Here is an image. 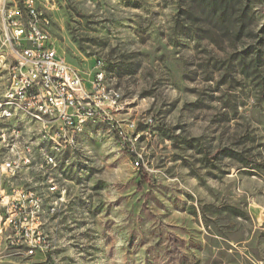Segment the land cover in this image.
Here are the masks:
<instances>
[{
  "label": "clouds",
  "instance_id": "obj_1",
  "mask_svg": "<svg viewBox=\"0 0 264 264\" xmlns=\"http://www.w3.org/2000/svg\"><path fill=\"white\" fill-rule=\"evenodd\" d=\"M158 2L159 0H144L143 10L134 17L138 24L149 23L142 20L141 17L145 13L151 17L152 13L157 11L155 3ZM27 3L31 6L32 0H27ZM7 4L8 0H0V14H4ZM243 4L250 8L252 16V21L248 25L250 30L257 31L264 27V0H243ZM80 7L82 11L94 13L101 19L109 18L123 22L122 18L132 16L131 10L124 7L122 0H86ZM7 15H15V9ZM9 27L18 28L19 22L14 21ZM7 35L8 32L5 30L4 38H0L4 45L8 43ZM14 35L18 36V32ZM128 37H131V33L123 29H113L111 39L114 43L121 45L117 54L120 51L140 50L139 42L131 47L124 46V41ZM154 46V42H149L148 47ZM88 51L96 53L100 58V63L85 73L88 77H91L93 73L96 75V80L92 83L93 94L87 99L89 102L95 101L98 108L114 109V111L111 115L108 111L103 114L94 112L91 110V103L85 105L80 102L79 97L74 101L67 95L61 98L59 104L53 100V107L51 109L46 107L44 111L60 120H70L68 109H72V114L76 116L78 123L75 128H70L69 131H64L61 128V134L52 137L58 145L53 150L59 153L61 149L71 146L74 153L79 151L80 156L77 157L73 154L68 163L71 164L74 160L79 159L81 163L88 166L89 170H95L91 184L100 182L103 194L98 195L93 192L88 182L82 183L77 188L63 180L54 171L55 158L46 154L45 149H39V153L36 150V145L41 140L39 133L46 128L50 129L52 122L38 120L34 126H30L31 121H29L22 136L17 137L16 133H12L10 137L0 141V147L3 148H8L9 144L14 145L8 154H0V264H41V261L48 257H50V264H146V250L149 247L152 248V251L147 253L149 264H162L160 257L163 252H167L169 247L174 248L175 251L165 257L163 264H211L212 260H218L220 264H247V257H219L215 255L221 250H226V245L233 241L235 242L233 251H236V245L246 244L250 250L249 255L254 253L252 257L254 264H264V240H261L258 234L255 236L251 234L254 222H250L241 215L228 213L225 216L221 214L215 222L210 221V231L204 234L207 240L199 251H193L189 245L161 244L159 248L156 247L158 241L165 239L163 223L165 216L158 215L155 218L151 216L153 210L159 212L160 209L157 207V202L150 197L146 196L145 200L149 201L151 207L146 206L141 217L135 216V207L131 212L129 211L130 200L121 201L119 208L113 205L110 215L107 204L104 205V210L99 214V217L93 207V202L98 205L101 200H118L122 192L135 186V180L128 184L127 188L125 183L138 171L147 174L146 183L151 186L153 191H161L158 184L167 181L173 188V196H175V189L181 188L185 192L192 193L196 197V202H207L213 196L219 199L217 190H226L240 208L252 202L264 204V186L253 191L242 183L241 174L246 171L244 168L238 166L228 157L212 159L225 145L233 147L237 152H242L248 145L242 142L240 146H235L234 141L243 136L246 131L257 137V142L260 138H264V102L258 99L260 89L246 83L241 91L235 94L227 93L234 95L233 104L235 110L241 112V116L231 125H223L224 135L218 136L208 148L210 163L207 166L197 157L195 150L181 153L189 161L190 167L188 168H182L179 163L174 164L170 159L164 160V164H161L162 159L170 156L168 151L147 149L146 144L137 143L140 134L132 139L127 132H114L115 125L107 128L101 127L94 133L89 130V141H74L73 137L84 131L85 121L93 117L103 121L124 119V117L117 116L116 111L127 103V100L120 98L128 89L126 86L117 89L116 85L130 83L135 79L134 77H125L123 82L118 81L111 73H106L103 68L105 61L110 59L107 52L103 48L88 49ZM138 59L144 64L142 69L144 80L141 82V86L154 89L148 103L151 104L154 101L155 109H159L161 105L170 106L172 101L178 98L181 101L196 99V96H188L183 92L184 86L205 89L215 83L213 80L205 84L200 79L195 85H181L178 77L169 76L162 69H158L161 79L157 83L155 73L152 71V58ZM111 61L118 62L114 57L111 58ZM0 66L6 67V65ZM150 75L152 78H149ZM216 76L218 78L219 74ZM261 78L264 79V76ZM236 79H241L238 73ZM45 83L47 84L46 80ZM49 87L53 89V96H60L54 85H49ZM106 89L110 90L106 91ZM3 95L9 96L12 93L5 90ZM28 106L31 108L36 105L29 101ZM57 108H59V112L56 111ZM81 108H87L88 111L82 114ZM217 110L227 112L229 117L233 113V109H219V104H217V107L213 108L211 112L196 111L189 114L177 111L171 116L156 117V120L162 121L171 128L178 122L177 118L182 117L179 122L186 124L187 128L182 129L176 135L189 138L205 137L211 141L212 137L217 136L220 127L210 124L212 116ZM155 115L154 110L151 115L144 118L143 122L153 124ZM197 117H199V121H197ZM4 118L11 120L12 114L0 111V122ZM20 119L23 120L24 117L22 116ZM131 126L134 127V123ZM34 135L37 139L32 142ZM143 135L147 136L148 133L145 132ZM145 149L156 151L157 158L154 160L148 158ZM257 151L260 152V156L254 157V159L264 162V149H257ZM132 153H135L139 158L143 169L134 166L135 162L130 159ZM28 161H33L34 165L28 168L22 167ZM168 168H171L172 171L167 172ZM13 170H19L20 173L15 181L7 179ZM221 170H232L236 179L225 181ZM46 172L49 179L48 187L45 188L36 182V177L43 176ZM190 173L192 174L190 175ZM87 174V172L80 173L81 176H87ZM170 176H174L175 179L170 180ZM261 181H264V175H261L260 181L257 183L260 184ZM25 184L36 191L28 192L25 195ZM241 189L244 190L243 196H241ZM9 190L11 191L9 192ZM54 191H68L69 196L64 202H61L52 196ZM139 191L143 192L144 189L140 188ZM77 197L84 202L83 205L79 203ZM181 198L183 199V196ZM164 202L167 204L166 197ZM163 212L168 217L175 215L170 206H165ZM5 217H7L6 220ZM53 217H55L54 220ZM149 221H153L156 227H148ZM37 223L42 224L43 227L35 230ZM260 231L264 232V229ZM217 232L221 233V237H216ZM186 236L193 246L204 239L198 233L193 232L187 233ZM37 249H39L38 252ZM185 249L188 250L186 260L184 259Z\"/></svg>",
  "mask_w": 264,
  "mask_h": 264
},
{
  "label": "rangeland",
  "instance_id": "obj_2",
  "mask_svg": "<svg viewBox=\"0 0 264 264\" xmlns=\"http://www.w3.org/2000/svg\"><path fill=\"white\" fill-rule=\"evenodd\" d=\"M18 2L19 0H15ZM86 0H37V5L40 10L47 13L50 18L49 35L53 48L58 55L62 56L66 63L75 69L82 77L87 88H91L93 73L91 77L85 75L89 69H93L100 63L99 56L88 49L103 48L109 56L103 68L106 73H111L118 81L123 82L125 77H134L130 83H118L117 89L127 87V91L121 96V100H127L123 108L116 111V115L124 117V119L109 120L102 122H89L84 127V131L77 137L78 142L89 141L88 132L93 133L101 127H113V123L121 127L123 132L130 134L132 139H135L137 134H140L138 144H146L147 149H159L168 151L169 157H165L160 161L164 164V160L170 159L174 164L179 163L182 168L190 167L189 161L181 155L182 152L193 150L196 151L205 166L210 161L208 159V148L214 143L218 136L224 135L223 125H231L233 121H237L241 112L236 111L233 99L234 95L227 93L239 92L243 89L246 83L254 85L260 89L258 99L264 102V27L257 31L250 30L249 17L250 8L243 4V0H239L238 5H231L233 20L231 19L224 25L225 29L219 27L213 16L208 14L206 9H202L196 2L190 0H159L155 3L157 11L149 17L146 13L141 17L146 20L147 24H138L134 19L144 8V0H122L125 8L132 12V16L124 17L121 20L99 18L94 13H89L81 10V5ZM248 7L246 17L242 18L243 22L240 25V16L244 9ZM237 18V20L235 19ZM241 19V20H242ZM135 26V27H133ZM242 26V33L239 39H236L234 29ZM123 29L131 33L124 41L125 47H131L136 42H139L141 48L139 51H120L117 54L121 45L114 43L111 39L113 29ZM232 30V31H231ZM251 31V36L249 35ZM149 42H154V47H148ZM111 45V47H109ZM115 58L117 63H113L111 58ZM138 58H152V71L155 73V80L160 82V74L158 69H162L167 75L178 77L181 85H195L197 80L202 79L205 84L215 80V83L205 89L196 87L184 86L183 92L188 96H196V99L181 101L179 98L172 101L171 105H161L159 109H155V103L149 104L148 101L152 98L154 89L150 87H142L141 82L144 80L142 69L144 64L139 62ZM239 74L241 79H236V74ZM216 74H219L218 78ZM149 78H152L151 75ZM110 89H106L108 91ZM227 90V92H226ZM222 101V103H220ZM233 109L232 116L222 110H217L212 116L210 124L220 126L217 131V136L212 137L209 141L205 137H186L176 135L182 129H186L187 125L179 122L182 117H178V122L169 128L162 121L156 120V117L161 115L171 116L177 111L180 113H194L196 111L211 112L213 108ZM155 110L156 115L153 117V124H145L144 118L151 115ZM199 121V117H197ZM0 125V129L11 128L12 124H17L20 136L23 135L25 129L23 124L16 121H9ZM109 122V123H107ZM134 123V127L131 125ZM34 126V125H30ZM114 128V132L119 133V130ZM147 132L145 136L143 133ZM37 137L32 136V142H35ZM257 137L250 132H245L234 141L235 146H240L243 142L248 146L242 151L237 152L233 147L225 145L220 148L215 156L216 160L220 157H228L232 159L238 166L246 171L242 173V183L249 190L256 191L259 187L264 186V181L260 184L261 175H264V162L259 157L260 152L257 149H264V138H260L257 142ZM95 143L94 141H92ZM45 149V144L41 142L37 145V150ZM48 149V148H47ZM148 158L156 159V151H147ZM10 152L9 148L0 147V154L6 155ZM73 154L80 156L79 151H65L59 157L56 169L54 171L63 178L69 185L79 187L82 183L88 182L93 192L98 195L103 194V187L100 182L91 184L94 171L89 170L88 166L81 163L79 159L74 160L71 164L68 161ZM130 159L135 162L134 166L138 169H143V164L139 162V158L135 153L130 154ZM213 167H215L213 165ZM172 169L168 168L167 172ZM87 172V176H81L80 173ZM166 172V175H167ZM20 174V173H19ZM19 174L7 177V179L15 181ZM192 173H190L191 175ZM146 173L138 171L135 176L130 178L125 183V187L135 180V186L120 194L118 200L105 201L101 200L98 205L93 202L94 210L99 217L103 212L104 205L108 206V214L110 215L113 205L116 208L121 206V201L130 200L129 211L135 207L136 217L143 216L146 206L151 207L145 197H150L157 202L159 212L153 210L151 216H165L163 221L165 226L163 241H158L156 247L161 244H179L189 245L193 251H199L203 246L207 237L204 235L210 231V221L215 222L221 214L225 216L228 213L241 215L254 222V227L251 230L253 236L259 235L261 240H264V204L252 202L247 203L243 208L238 207L237 202L233 201L231 194L225 191L217 190L219 199L213 196L207 202H196V197L192 193L185 192L181 188L175 189V196L172 195L173 188L169 183L158 184L161 191H153L151 186L146 183ZM221 175L225 181H234L236 179L232 170H221ZM48 173L43 176H37L36 182L46 188ZM170 180L175 179L174 176L169 177ZM25 189H31L27 184ZM143 188L144 191H139ZM11 190H9L10 192ZM241 189V196H243ZM54 197H57L53 195ZM69 196L68 191H64L61 202H64ZM183 196V199L181 198ZM167 199V204L164 198ZM81 205L83 201L76 198ZM191 201V202H190ZM170 206L175 215L168 217L163 208ZM55 217H53V220ZM148 227L154 228L156 225L153 221L148 222ZM198 233L204 237L195 246L190 243L187 233ZM216 237H221V233L217 232ZM235 242L228 243L226 250H221L215 253L219 257L241 256L247 257V264H254V253L249 255L247 245H236V251H233ZM152 248L146 250V264H149L147 253L151 252ZM175 251L169 247L167 252H163L160 259L163 264L165 257ZM188 250L185 249L186 260ZM41 264H50V257L41 261ZM211 264H220L218 260H212Z\"/></svg>",
  "mask_w": 264,
  "mask_h": 264
},
{
  "label": "built area",
  "instance_id": "obj_3",
  "mask_svg": "<svg viewBox=\"0 0 264 264\" xmlns=\"http://www.w3.org/2000/svg\"><path fill=\"white\" fill-rule=\"evenodd\" d=\"M13 9H15V15H7ZM14 21L19 22L18 28L9 27ZM49 28L50 18L46 12L39 9L37 0H32L31 6L28 5L27 0H19L18 2L8 0L4 14H0V38H4L5 30L8 32L6 37L8 41L7 45H4L2 40H0V65H6V67L0 66V72L6 73L8 91L18 95L24 105L28 106L29 101H32L36 105L33 108L41 110H44L46 107L51 109L53 107V100H56V103L59 104L61 98L67 95L74 101L79 97L80 102L85 105L91 103V110L94 112L103 114L105 111H108L111 115L114 109L98 108L95 101L89 102L87 99L88 96L93 94L92 83L95 82L96 75H93L91 88H87L81 75L70 67L53 48ZM17 32L18 36L14 35ZM39 69L43 70L37 72L36 70ZM49 85L55 86L56 91L60 93L59 97L53 96V89ZM56 111L59 112V108ZM80 111L83 114L88 109L81 108ZM68 113L70 120H60L46 112V120L52 122V127L48 129L46 135L55 137L61 134V128L64 131L75 128L78 123L77 118L72 114V109H68ZM4 123L10 122L7 118H4L0 122V125ZM112 125H115V123ZM115 128L118 129V126L115 125ZM118 130L119 132H123L121 127ZM15 133H18V131H15ZM3 140V138H0V141ZM13 147V144H9L10 151ZM65 150L72 151L73 149L71 146H68L65 147ZM37 153H39L38 150ZM17 158L19 159L20 157ZM33 165V161H28L22 167L28 168ZM17 174H19V170H13L8 177ZM48 179L49 177H47V181ZM46 187H48L47 183ZM28 192H30V189H25L24 194L26 195ZM63 194L64 192L54 191L52 196L55 195L58 200H62ZM4 219L6 220L7 217ZM37 226L38 223L35 230H37ZM38 251L39 249H37Z\"/></svg>",
  "mask_w": 264,
  "mask_h": 264
},
{
  "label": "bare ground",
  "instance_id": "obj_4",
  "mask_svg": "<svg viewBox=\"0 0 264 264\" xmlns=\"http://www.w3.org/2000/svg\"><path fill=\"white\" fill-rule=\"evenodd\" d=\"M7 90L8 91V81H7V76L5 72H0V111H7L10 114H12V119L9 121H16V123H28L31 121V125H35L38 120H46V112L44 110L38 109V108H29V106L24 105L22 102V99L15 94L6 96L3 95V92ZM12 93L11 91H9ZM27 113V115H25ZM24 117V119H20V117ZM103 120H100L98 118H92L90 120L85 121L83 127L86 126L89 122H102ZM109 123V122H107ZM18 126L17 124H12L11 128L8 127L6 129H0V138L6 139L7 137H10L12 133H15V131H18ZM48 131V128L46 130L41 131L39 133V136L41 137L40 142L42 144H45L46 146V154H48L50 157H54V163L55 167L57 166L58 159L59 157L65 152V148L61 149L59 153L55 152L53 150L54 147H58L57 142L54 138H52L49 135H46V132ZM82 132L77 133L73 139L74 141L77 140V137L81 134ZM17 137H19L20 131H18ZM15 139V138H14ZM9 148V146H8ZM48 148V149H47ZM30 192H34V190L30 189ZM43 225L38 223L37 230L42 228Z\"/></svg>",
  "mask_w": 264,
  "mask_h": 264
},
{
  "label": "trees",
  "instance_id": "obj_5",
  "mask_svg": "<svg viewBox=\"0 0 264 264\" xmlns=\"http://www.w3.org/2000/svg\"><path fill=\"white\" fill-rule=\"evenodd\" d=\"M191 2H196L202 9H206L208 14L213 16V19L216 20L217 24L219 25L222 30H227L225 29L224 25L228 23L232 18V10H231V5H238L239 0H190ZM248 7L244 9V12L241 14L240 18H245L247 13ZM237 20V18H235ZM240 19V25L243 22V19ZM233 20V19H232ZM252 21V16L249 17V24ZM242 26L240 28L234 29V32H236V39H239L241 37L242 33ZM232 31V30H231ZM251 31H249V35L251 36Z\"/></svg>",
  "mask_w": 264,
  "mask_h": 264
},
{
  "label": "crops",
  "instance_id": "obj_6",
  "mask_svg": "<svg viewBox=\"0 0 264 264\" xmlns=\"http://www.w3.org/2000/svg\"><path fill=\"white\" fill-rule=\"evenodd\" d=\"M26 124H23V129H25Z\"/></svg>",
  "mask_w": 264,
  "mask_h": 264
}]
</instances>
